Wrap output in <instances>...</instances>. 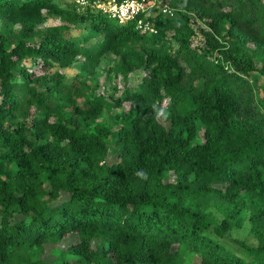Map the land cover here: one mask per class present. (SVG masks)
Here are the masks:
<instances>
[{
  "label": "trees",
  "instance_id": "1",
  "mask_svg": "<svg viewBox=\"0 0 264 264\" xmlns=\"http://www.w3.org/2000/svg\"><path fill=\"white\" fill-rule=\"evenodd\" d=\"M86 1L0 0V264H264V0Z\"/></svg>",
  "mask_w": 264,
  "mask_h": 264
},
{
  "label": "rangeland",
  "instance_id": "2",
  "mask_svg": "<svg viewBox=\"0 0 264 264\" xmlns=\"http://www.w3.org/2000/svg\"><path fill=\"white\" fill-rule=\"evenodd\" d=\"M73 1L74 0H55V2H57L62 7H67L68 5L72 4ZM163 5L164 4H162V0H157L156 2L157 7H160ZM84 6H81L78 4V8L80 7L83 8ZM61 24L62 22L59 19L52 17V18L47 19L45 26L52 27V26H59ZM188 28L192 30L193 32V36H192L193 46L202 45V34H201V30H203L202 25L200 23L191 22L188 25ZM86 33L87 31L81 25H79V27L74 28L72 30V35L74 37H80V36L85 35ZM73 71L75 72L74 69H71L70 72H73ZM141 76H142L141 71L133 73L129 78L131 84L136 87L140 81ZM249 79L254 84V86L257 88L256 89L257 98L261 99L262 97H264V84H263L264 77L256 74V75L250 76ZM262 105L264 106V102ZM262 113L264 114V111H262ZM104 115L107 116L106 113ZM112 160H114L113 156L112 158L109 159V161H112ZM215 213L218 217L221 216L218 212H215ZM221 243H223L226 248L231 250L232 253L238 256H242V257L245 256L249 248L255 245V241L249 234L246 227H243L239 230H234L231 233L226 234L225 236L221 238ZM193 264H197V261Z\"/></svg>",
  "mask_w": 264,
  "mask_h": 264
},
{
  "label": "built area",
  "instance_id": "3",
  "mask_svg": "<svg viewBox=\"0 0 264 264\" xmlns=\"http://www.w3.org/2000/svg\"><path fill=\"white\" fill-rule=\"evenodd\" d=\"M76 5L84 6L87 4L86 0H74ZM157 0H123L121 2H115L114 0H97L94 2V7L103 13L107 14L109 18L116 20L120 24H124L129 21H135L136 29L142 33L154 34L156 29L149 23L141 18L149 15L150 9L156 7L158 11L166 17H173L174 10L163 5L156 6Z\"/></svg>",
  "mask_w": 264,
  "mask_h": 264
}]
</instances>
